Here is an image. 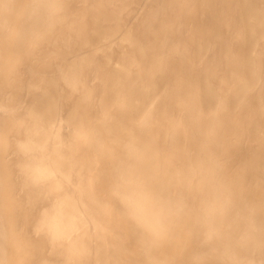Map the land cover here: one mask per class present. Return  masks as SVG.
<instances>
[{
    "label": "bare ground",
    "instance_id": "1",
    "mask_svg": "<svg viewBox=\"0 0 264 264\" xmlns=\"http://www.w3.org/2000/svg\"><path fill=\"white\" fill-rule=\"evenodd\" d=\"M0 264H264V0H0Z\"/></svg>",
    "mask_w": 264,
    "mask_h": 264
}]
</instances>
